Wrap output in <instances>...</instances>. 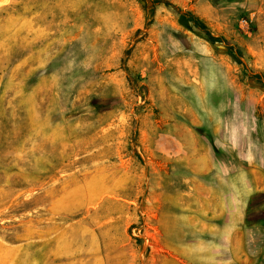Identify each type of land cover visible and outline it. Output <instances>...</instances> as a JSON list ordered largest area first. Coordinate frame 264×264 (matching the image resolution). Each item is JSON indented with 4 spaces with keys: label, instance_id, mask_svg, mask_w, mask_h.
Here are the masks:
<instances>
[{
    "label": "rangeland",
    "instance_id": "rangeland-1",
    "mask_svg": "<svg viewBox=\"0 0 264 264\" xmlns=\"http://www.w3.org/2000/svg\"><path fill=\"white\" fill-rule=\"evenodd\" d=\"M256 72L264 0H0V264H264Z\"/></svg>",
    "mask_w": 264,
    "mask_h": 264
},
{
    "label": "trees",
    "instance_id": "trees-1",
    "mask_svg": "<svg viewBox=\"0 0 264 264\" xmlns=\"http://www.w3.org/2000/svg\"><path fill=\"white\" fill-rule=\"evenodd\" d=\"M166 6L173 9L171 7V5L169 3H166ZM191 20H193L195 22V25L198 26L200 29L204 30L209 38H212V32L209 29V27H207L205 24H203V22L197 20L195 17H191ZM127 71V68H124ZM264 78V75L261 74L260 72H256L252 78ZM140 201V205H139V209H138V216H139V223H134L131 225L130 227V233H132L133 231H135V235H133V238L140 243L142 241V233H143V229L145 226V215H144V202L142 200V197L139 199Z\"/></svg>",
    "mask_w": 264,
    "mask_h": 264
}]
</instances>
